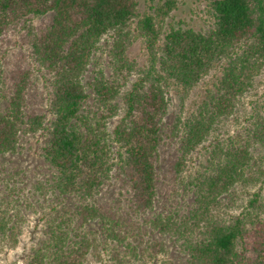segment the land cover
<instances>
[{
    "label": "trees",
    "instance_id": "trees-1",
    "mask_svg": "<svg viewBox=\"0 0 264 264\" xmlns=\"http://www.w3.org/2000/svg\"><path fill=\"white\" fill-rule=\"evenodd\" d=\"M206 1L213 23L198 31L172 23L163 30L178 0L152 2L143 12L138 0H0V40L16 31L22 60L31 59L0 66V157L40 133V156L52 171L33 183L53 202L24 264H85L101 245L110 264L146 257L155 264H264V104H254L243 129L216 137L207 163L187 182L191 202L177 198L190 155L236 113L264 71V0ZM138 38L143 65L129 53ZM216 69L221 75L197 108L170 124L171 90L183 109ZM36 71L50 86V117L28 108ZM177 137L179 153L166 172L161 149ZM115 170L125 199L116 193ZM6 180L0 238L14 247L22 221L9 198L17 194L16 206L25 188ZM239 186L258 187L240 213L218 219Z\"/></svg>",
    "mask_w": 264,
    "mask_h": 264
},
{
    "label": "rangeland",
    "instance_id": "rangeland-1",
    "mask_svg": "<svg viewBox=\"0 0 264 264\" xmlns=\"http://www.w3.org/2000/svg\"><path fill=\"white\" fill-rule=\"evenodd\" d=\"M139 9L141 12L146 10L149 5L156 4L160 0H138ZM178 7L172 11L171 15L166 19L163 24V30L170 27V24L175 26H183L193 28L198 31L206 30L212 25L213 19L208 13V6L206 0H178ZM40 22L39 19L34 20L35 24ZM21 37L16 31H9L0 40V66L10 67L23 61L22 57L24 55V49L21 48ZM129 53L132 57L136 58L138 62L143 65L147 61V52L144 48L142 40L140 38L136 39L129 49ZM103 65L108 66V58L106 53L103 54ZM26 58V57H25ZM30 58H26L23 62L26 64L30 62ZM221 75L219 69L213 70L210 74L205 76L200 83H198L190 92L189 97L185 100L183 109L180 105L179 97L174 89L171 90L170 96V108L166 120L171 122L175 121L180 114L183 116H188L192 113L202 102L205 97L206 90L212 88L217 82L218 77ZM34 79V85L32 86L28 95V108L30 110H35L38 113H44L47 117L51 114L48 110L49 106V92L50 86L44 73L42 71H36ZM264 104V71L261 75L256 78L254 87L242 98L239 102L238 109L236 113L228 120L218 123V127L214 130V134L208 138L196 151H194L187 161V169L183 172L181 181L179 179L177 186L180 196L177 198L180 200L181 204L185 201L191 202L187 190L185 194L186 186H188V181L195 175L198 171L203 169V164L207 163V157L210 155V150L213 148V144L216 142V137L220 139L226 138L228 134H233L238 130L243 129L244 126L249 124L248 118L253 112L254 104ZM117 118H113L110 122V128H112L117 122ZM43 135L38 133L37 135H29L21 142V148L16 154H10L4 157H0V189L5 192L6 189V179L16 181L21 188L20 190L21 200L16 206H12L11 202L13 197H17V194H13L9 198V208L12 212L17 213L20 216V223L22 221V230L19 236V242L16 246L11 247L7 244L6 240L0 238V264H24L28 252L31 247L34 246L39 238L43 234V229L46 227V219L51 213L50 203L53 195L51 192L48 194H40L34 187L33 183L38 178L40 180H45L49 178L52 171L48 165L44 162L43 158L40 156V144L43 140ZM180 137H177L171 144H166L162 150V158L164 160L163 169L166 172L167 168L170 166L169 162L173 161L178 156V149L180 147ZM4 165V167L2 166ZM171 167V166H170ZM13 173L12 175H8ZM6 177V178H5ZM115 188L116 193H123L121 197L125 199L127 194V186L124 184L119 172L115 170ZM261 184H258L260 186ZM257 186V187H258ZM257 187L249 188L246 190L244 187L239 186L236 189L235 202H232L228 206L223 205L219 207L218 219L227 220V217L237 215L243 209V205L250 198V193L248 191H254ZM7 190V189H6ZM168 190L164 193L167 196ZM190 196H189V195ZM263 201H264V188L262 190ZM51 198H50V197ZM111 198L105 196L104 200H110ZM180 204V205H181ZM6 208V206H4ZM125 212V210H122ZM149 216V215H148ZM22 217V218H21ZM147 225V224H145ZM94 230H98V235L100 240L104 239L102 236V229L98 225L93 226ZM171 249H173L170 246ZM99 252L101 258L95 255ZM171 257V255L169 256ZM109 254L104 250V247L99 246L98 251L90 253L85 264H110L112 260ZM160 258H162L160 256ZM168 258V256H165ZM163 259V258H162ZM159 261L157 264H161ZM135 264H155L153 260L148 257L145 261H137Z\"/></svg>",
    "mask_w": 264,
    "mask_h": 264
}]
</instances>
